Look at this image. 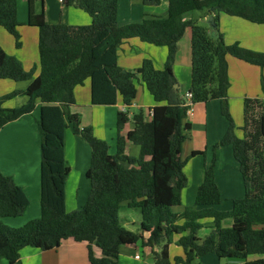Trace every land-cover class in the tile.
Segmentation results:
<instances>
[{"label":"trees","instance_id":"trees-1","mask_svg":"<svg viewBox=\"0 0 264 264\" xmlns=\"http://www.w3.org/2000/svg\"><path fill=\"white\" fill-rule=\"evenodd\" d=\"M44 1L27 0L28 19L24 24L39 30L40 75L35 78V69L27 71L0 46V80L32 81L25 91L0 98V131L32 114L38 100L44 104L39 120L41 217L20 228L3 223L4 218L22 217L30 201L24 189L0 170V260L22 264V249L51 251L72 239L88 244L90 264H119L120 248L137 244L151 252L155 264H195L209 254H216L219 260L264 264V79L262 96L244 99L243 125L238 128L229 105L228 62L234 57L264 69V53L227 44L220 30L221 14L264 25V0H168L166 17L147 15L143 22L123 26L118 18L119 0H64L67 7L83 10L91 17V24L86 26L48 23L44 11L36 12V4ZM132 1L156 7L162 0ZM18 3L0 0V28L13 36L20 48L19 28L23 24L18 18ZM196 13L213 16L215 27L201 24ZM188 30L193 105L219 101L229 127L213 147L212 165L198 189L195 203L200 209L176 214L173 208L181 205V194L188 185L181 154L191 126L185 122L188 108L176 88L174 65L179 43ZM133 39L166 48L164 68L158 69L153 60L144 59L136 72L123 70L119 51ZM88 82L93 105H116L121 99L127 108L118 113L115 155L110 153L108 143L97 138L92 127H82L79 114L72 112L78 104L75 90ZM140 83L153 97L155 107L148 116L144 111L131 116L129 108L137 98ZM19 96L27 98L23 106H6ZM68 119L91 148L87 172L91 193L86 205L73 212L66 209ZM129 123L135 128L124 135ZM129 143L139 147L138 158L127 153ZM222 146L233 148L245 186V197L234 200L228 212L217 209L223 197L215 178L216 152ZM199 155L205 152L192 154ZM131 210L141 215V231L151 228L148 239L125 226L128 221L123 215ZM205 219H213L216 228L200 243L198 234ZM227 223L231 226H225ZM175 232L181 235L177 245L184 255L171 260L168 240ZM94 245L102 257L95 256ZM157 247H161L159 252Z\"/></svg>","mask_w":264,"mask_h":264},{"label":"crops","instance_id":"crops-1","mask_svg":"<svg viewBox=\"0 0 264 264\" xmlns=\"http://www.w3.org/2000/svg\"><path fill=\"white\" fill-rule=\"evenodd\" d=\"M21 4V6H20ZM21 12L18 14L22 27L21 47L17 48L16 42H10L6 30H0V46L10 55L16 57L23 64L27 71L35 69V78L40 75L39 57V30L33 32V46L37 47V55L34 50L29 55L24 53L28 30L24 24L28 19L27 0H19ZM169 3L162 0L156 7L145 6L140 1L119 0L118 18L121 26L131 23L143 22L146 16L166 17L168 15ZM45 12L46 20L50 24L65 23L72 26H86L92 22L91 17L83 10L75 7H67L64 0H45L36 4V12ZM19 12V11H18ZM205 26L209 24V17L202 14L195 16ZM2 29V28H0ZM220 30L227 44H239L241 47L259 53H264V25L254 24L238 17L226 14L220 15ZM4 31V32H3ZM7 34H6V33ZM212 33V32H211ZM25 38V39H24ZM6 44V45H5ZM7 46V47H5ZM168 51L164 47H156L140 40H129L119 51V65L125 71L136 72L144 59H151L158 69H163L167 59ZM121 55L125 57L124 62ZM191 31L188 30L179 43V50L174 65V75L177 81L176 88L181 96L190 92L191 87ZM229 74L231 88L229 90V105L235 123L238 128L243 125L244 99L261 97V78L264 76V69L247 64L234 57H229ZM32 81L13 82L0 80V98L15 91H25ZM88 85V86H86ZM77 106L72 109L73 113L79 114L82 127H92L97 138L109 142L110 153L117 152V118L119 112L127 111L122 100L119 99L116 105L101 106L92 104V89L88 82L75 90ZM27 102L24 96L16 97L7 102L9 108H18ZM38 100L34 112L30 115L7 124L0 131V170L21 186L30 205L22 217L4 218L3 223L12 228H20L29 221L41 217V133L39 120L42 106ZM155 107V101L147 91L143 83L138 85V95L129 109L144 111L148 116L151 109ZM131 116L135 113L129 110ZM190 124L191 130L187 131V140L183 145L181 159L185 162L184 171L188 178V185L181 194V205L173 208L174 213L184 214L197 212L195 200L198 189L204 180L206 171L211 167L214 158L213 147L225 136L229 122L221 113L219 101L194 104L193 111L188 115L186 121ZM135 128L129 123L123 134ZM242 137V133L238 131ZM194 152H205V155L192 156ZM127 153L138 158L140 149L132 143L128 144ZM65 159L70 168V174L66 185V209L68 212L81 210L87 203L91 184L87 178V172L91 165L90 146L74 131L73 122L68 119V129L65 136ZM215 178L221 191L223 201L217 209L221 212H228L233 208V201L245 197L244 178L241 166L235 159L231 146H222L216 152ZM127 225L135 224L134 218L129 215ZM183 222L180 221V224ZM203 227L198 234V242L202 243L216 228L213 219L202 221ZM230 227L231 224H225ZM145 239L151 234V228L144 231L138 229ZM181 235L173 233L168 240L169 256L171 260L184 255L183 249L177 245ZM162 247V246H161ZM161 247H157L159 252ZM95 256L102 257L101 250L93 246ZM22 264H90L88 244L78 243L72 239L64 241L58 248L51 251H42L38 248L26 247L21 250ZM143 254V255H141ZM136 256H140L139 259ZM144 257V258H143ZM153 255L148 249L140 244L127 245L120 248L119 264H153ZM244 264L243 262H241ZM0 264H9L6 259H1ZM195 264H235L232 260H219L216 254H209L198 260Z\"/></svg>","mask_w":264,"mask_h":264},{"label":"rangeland","instance_id":"rangeland-1","mask_svg":"<svg viewBox=\"0 0 264 264\" xmlns=\"http://www.w3.org/2000/svg\"><path fill=\"white\" fill-rule=\"evenodd\" d=\"M18 2H19V0H18ZM166 2H168V0H166ZM20 6H21V4H20ZM18 14L21 12V9L19 8V3H18ZM200 13H196V16H198ZM24 28H25V30H28V32H29V34H28V36L26 37V39H25V41H26V49H25V51H24V53H26V52H28L29 53V55L31 54V52L34 50V53H35V55H37V47L35 46L36 44H35V42H34V48L33 49H31V47L33 46V39H32V35H33V32H35L36 30L38 31V28H34V27H30V26H26V25H24ZM0 30H4L3 28L2 29H0ZM19 30H20V28H19ZM4 32V31H3ZM6 33V32H5ZM7 34V33H6ZM21 35V34H20ZM7 36H8V38H10L9 40H10V42H12V43H14V41H15V39H14V37L13 36H11L10 34H7ZM21 43H22V36H21V41H20ZM6 45V44H5ZM5 47H7V46H5ZM121 57V60H122V62H124V59H125V57L123 56V55H121L120 56ZM264 79V76H262V78H261V83H262V80ZM20 83V82H19ZM86 86H88V85H86ZM262 88V87H261ZM261 93H263L262 92V90H261ZM131 112H133V113H137L139 110H137V109H129ZM101 140H103V139H101ZM105 141V140H104ZM107 142V141H106ZM108 143V145H110L109 144V142H107ZM185 167V166H184ZM129 215H131V217L132 218H134L135 217V219H133L134 220V222H135V224L133 225V224H130V225H127V224H125V226L127 227V229H130V230H132V231H134V232H136V231H138V229H140V221H141V215H140V213H139V211H137V210H131V211H129L128 213H126V214H124L123 216L125 217V218H127V219H130L129 218ZM141 255H143V254H141ZM144 258V257H143ZM232 261H235V264H242L241 263V261H238V260H232ZM148 262H153V264H155L154 263V259L152 258V260H148Z\"/></svg>","mask_w":264,"mask_h":264},{"label":"built area","instance_id":"built-area-1","mask_svg":"<svg viewBox=\"0 0 264 264\" xmlns=\"http://www.w3.org/2000/svg\"><path fill=\"white\" fill-rule=\"evenodd\" d=\"M184 105L188 108V115H190L193 111V94L187 93L184 98ZM137 259L140 258V256H136Z\"/></svg>","mask_w":264,"mask_h":264},{"label":"water","instance_id":"water-1","mask_svg":"<svg viewBox=\"0 0 264 264\" xmlns=\"http://www.w3.org/2000/svg\"><path fill=\"white\" fill-rule=\"evenodd\" d=\"M208 21H209V24H210L212 27H215V23H214V20H213V16H212V17H209Z\"/></svg>","mask_w":264,"mask_h":264}]
</instances>
